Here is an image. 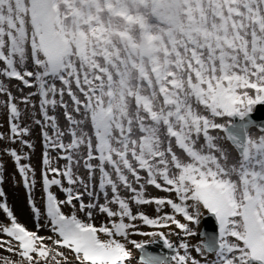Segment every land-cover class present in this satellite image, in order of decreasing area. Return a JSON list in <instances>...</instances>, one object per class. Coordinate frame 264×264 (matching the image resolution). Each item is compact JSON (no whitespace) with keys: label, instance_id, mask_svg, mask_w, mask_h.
<instances>
[{"label":"snow or ice","instance_id":"snow-or-ice-1","mask_svg":"<svg viewBox=\"0 0 264 264\" xmlns=\"http://www.w3.org/2000/svg\"><path fill=\"white\" fill-rule=\"evenodd\" d=\"M0 108L3 264H264V0H0Z\"/></svg>","mask_w":264,"mask_h":264},{"label":"bare ground","instance_id":"bare-ground-1","mask_svg":"<svg viewBox=\"0 0 264 264\" xmlns=\"http://www.w3.org/2000/svg\"><path fill=\"white\" fill-rule=\"evenodd\" d=\"M3 127H4L3 109L0 108V131L3 130ZM35 134H36V128L34 127L31 140L35 144V149L29 150V152H30V155L32 156V161H31L32 165L34 167H36V165H37V170L39 171V153H40L41 145L39 147V142H38V139L36 138ZM37 151H38V153H37ZM6 167H7L6 183L11 182V183H8L9 185H7L6 183L3 185L4 190L6 191L7 196H8V203L11 206L12 205L15 206V210H14V208H13V210L17 216L22 218L24 220V222H26V223L28 222L31 224L32 217H31V214L29 212L28 207H26V204H25L26 192L24 191V189L20 188L19 184H17L18 185L17 186L12 182L13 176H15L16 180H18V177L14 173V168L10 164V161L6 164ZM37 197H38V199H37ZM36 199H37V202L39 203V200H40L39 190H37ZM30 229L34 230V224H31ZM5 255H8V253H6L3 249H0V257L5 256ZM0 264H3V262L0 261Z\"/></svg>","mask_w":264,"mask_h":264},{"label":"rangeland","instance_id":"rangeland-1","mask_svg":"<svg viewBox=\"0 0 264 264\" xmlns=\"http://www.w3.org/2000/svg\"><path fill=\"white\" fill-rule=\"evenodd\" d=\"M7 184V183H6ZM8 185V184H7ZM26 203H27V201H26ZM11 206V205H10ZM12 208H14V210H15V206H11ZM19 207V206H18ZM26 207H28V204H27V206ZM28 209H29V207H28ZM29 212H30V209H29ZM30 214H31V212H30ZM17 216V215H16ZM18 217V219H19V221H21L22 223H24L28 228H30L31 227V224H33V220H32V222H31V224L30 223H26V222H24V220L22 219V218H20L19 216H17Z\"/></svg>","mask_w":264,"mask_h":264}]
</instances>
